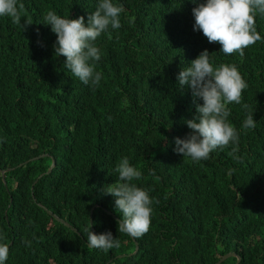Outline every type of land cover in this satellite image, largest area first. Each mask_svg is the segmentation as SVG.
I'll return each instance as SVG.
<instances>
[{
	"label": "trees",
	"instance_id": "trees-1",
	"mask_svg": "<svg viewBox=\"0 0 264 264\" xmlns=\"http://www.w3.org/2000/svg\"><path fill=\"white\" fill-rule=\"evenodd\" d=\"M18 2L25 6L21 23L32 21L25 31L0 16L5 264H215L231 251L240 264H264V14L255 17L262 39L243 56L226 55L204 34L194 37L196 0H113L124 9L121 27H109L95 41L101 80L93 86L55 55L57 34L43 17L53 10L70 19L84 16L87 24L99 0ZM155 46L167 52L143 49ZM205 49L214 66L235 64L248 87L241 104L228 105L238 144L195 162L177 154L175 140L192 131L186 120L203 100L189 86L181 89L178 75ZM249 110L254 129L243 128ZM125 156L142 172L132 183L153 200L150 228L134 239L119 233L116 197L104 191L117 181ZM91 226L97 235L110 231L120 246L90 248ZM136 241L140 248L132 254ZM236 262L232 256L221 264Z\"/></svg>",
	"mask_w": 264,
	"mask_h": 264
},
{
	"label": "clouds",
	"instance_id": "clouds-1",
	"mask_svg": "<svg viewBox=\"0 0 264 264\" xmlns=\"http://www.w3.org/2000/svg\"><path fill=\"white\" fill-rule=\"evenodd\" d=\"M24 8V4L18 0H0V16L10 17L13 23L25 31L32 21L26 19L21 23ZM123 11V6L115 4L113 0H99L96 10L88 16L87 24L84 16L70 19L53 10L44 15L43 23L51 25L52 31L57 34L55 55L66 57L65 67L84 84H99L101 73L96 71L95 62L101 59V54L95 41L109 27H121L120 15ZM257 14H264V0H206V3L196 0L193 9L194 37L204 34L209 43H219L222 46L220 51L224 54L238 52L243 56L245 48L262 39L256 27ZM143 49L151 54L167 52L162 46ZM168 51L172 52V48ZM178 81L181 89L189 86L194 98H202L203 104H196L197 115L186 120L192 131L184 139L176 138L177 154L198 162L208 159L217 148L238 144L239 132L227 119L230 115L228 105L241 104L242 93L248 87L238 67L227 63L214 66L209 51L205 49L196 59L189 61L179 73ZM244 107L249 106L244 104ZM255 127L256 120L249 110L243 128ZM235 151L236 148H233ZM33 159L36 158L28 159L25 163ZM51 172L47 170V173ZM116 172L118 179L105 186V194L116 197V208L122 214V219L117 222L119 233L139 238L150 228L153 200L148 190L132 183L141 178L142 172L130 164L128 157L119 160ZM3 239L0 236V264H5L10 250ZM87 241L90 248L105 252L120 246V240L110 231L97 235L92 231V226Z\"/></svg>",
	"mask_w": 264,
	"mask_h": 264
},
{
	"label": "water",
	"instance_id": "water-1",
	"mask_svg": "<svg viewBox=\"0 0 264 264\" xmlns=\"http://www.w3.org/2000/svg\"><path fill=\"white\" fill-rule=\"evenodd\" d=\"M39 156H36L35 158H38ZM55 159H53V162H52V164H51V166H50V168L48 169V172H51V170H52V168L55 166ZM8 170H11V168H8ZM4 174H5V171L3 172V176H4ZM93 209H94V207L92 208V211H91V217H92V213H93ZM49 213H51V214H53V212L51 211V210H49ZM55 217L59 220V221H61V222H63L65 225H67V226H69V227H71L73 230H75L76 232H79L78 231V229L77 228H75V227H73L69 222H67L66 220H64L63 218H61V217H59V216H57V215H55ZM118 220H121L120 218H118V217H116ZM133 238V237H132ZM134 239V238H133ZM139 244H138V242L136 241V249H135V251L132 253V254H136L138 251H139ZM125 254H120L119 256L120 257H122V256H124ZM232 256H236L237 257V262H236V264H240V262H241V256L240 255H238L236 252H233V251H231V252H228V253H226L225 255H223L215 264H221V263H223L225 260H227L228 258H230V257H232Z\"/></svg>",
	"mask_w": 264,
	"mask_h": 264
}]
</instances>
